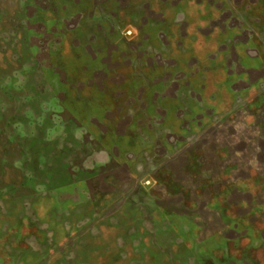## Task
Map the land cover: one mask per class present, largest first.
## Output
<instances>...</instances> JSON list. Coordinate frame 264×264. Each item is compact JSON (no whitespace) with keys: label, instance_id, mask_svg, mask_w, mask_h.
Masks as SVG:
<instances>
[{"label":"rangeland","instance_id":"rangeland-1","mask_svg":"<svg viewBox=\"0 0 264 264\" xmlns=\"http://www.w3.org/2000/svg\"><path fill=\"white\" fill-rule=\"evenodd\" d=\"M0 264H264V0H0Z\"/></svg>","mask_w":264,"mask_h":264}]
</instances>
